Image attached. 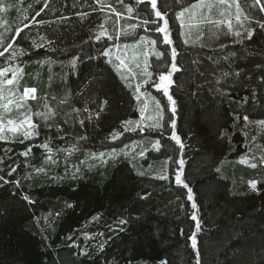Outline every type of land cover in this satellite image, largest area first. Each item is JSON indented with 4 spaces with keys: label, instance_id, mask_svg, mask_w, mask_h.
I'll use <instances>...</instances> for the list:
<instances>
[{
    "label": "trees",
    "instance_id": "obj_1",
    "mask_svg": "<svg viewBox=\"0 0 264 264\" xmlns=\"http://www.w3.org/2000/svg\"><path fill=\"white\" fill-rule=\"evenodd\" d=\"M198 1H157L177 49L171 93L193 209L174 182L181 151L169 139L162 92L150 88L164 107L163 131L125 130L140 107L111 60L117 41L109 33L121 14L135 23L122 39L152 37L150 4L0 0V90L36 126L29 139L0 138V264H197L193 212L199 264H264V0H236L247 23L237 40L221 26L186 41L177 14ZM211 1L210 24L225 20L227 6ZM155 40L163 56L148 69L157 79L172 58L162 36ZM25 89L35 96L22 99Z\"/></svg>",
    "mask_w": 264,
    "mask_h": 264
},
{
    "label": "rangeland",
    "instance_id": "obj_2",
    "mask_svg": "<svg viewBox=\"0 0 264 264\" xmlns=\"http://www.w3.org/2000/svg\"><path fill=\"white\" fill-rule=\"evenodd\" d=\"M210 2L213 1L200 0L194 3V4H199L200 7L193 9L191 8V6L193 5L192 4L186 7L187 9H189L188 12H184V9L186 8L180 11V12H184L183 17L178 20L181 26V32L183 31L182 36L184 35V39L186 41H190V40L196 41L197 39L200 40L204 38L208 33H211L210 34L211 37L215 36L216 33L215 31L217 29H220L221 26L227 27L228 29L227 34H229V38L231 40H237L243 33H245V31L247 30V23L243 19L241 12L238 9H236L237 7L236 6H235L236 8L234 7V5H237L236 0H220L218 1L219 3L216 2V4H218L221 8H223L222 5L227 6V8L225 7L226 9L225 8L224 9L225 12L228 14L224 15L225 17L223 18H225V20L221 21L218 19L219 21L213 22L211 24L208 21V19L213 20L214 17L212 14L210 15L209 13H207L211 9L208 10L207 8H205L206 5L208 4L211 5ZM157 10H158V6H157ZM162 15L165 16L163 13ZM227 15H230V18H227L226 17ZM158 23L161 27L163 26V20H159ZM134 24L135 23L132 19L126 16L124 17L121 14H117L115 27H112L109 34H111V36L114 35L117 41L115 46L112 48V51L110 52L111 60L115 64H117L121 70L124 71L126 76L129 77L135 89L137 88L138 85H141L138 102L140 109L142 107H145L146 105L145 112L143 113V116L140 113L137 119L132 120L130 123H128V126L130 128L137 129L141 126L146 127L149 123L153 122L152 120H144L145 116L155 117L157 115L155 102L153 98H155V100H158L161 104L159 97L155 95L153 91L150 90L152 84L151 83L146 84L145 86L146 89L147 88L149 89L144 90L145 84L143 82L148 79V77L144 74L145 52H148L149 49L152 50L151 52H149L148 55V63H149L150 58L155 56L154 52H161L160 49L157 47V43L155 39H158V35L162 36L163 39V34L157 33L155 31L156 28V24H155L154 25L155 28H153V31L150 32V33L153 32L154 34L153 35L148 34L149 36L154 37L153 39L152 37H148L147 35L141 36V37H146L147 40H154L155 45L149 44L147 43V41L142 42L141 39L137 40L136 42L129 43L127 40L122 38L132 35L135 29L133 27ZM209 27L210 29H207ZM237 33H239V35H237ZM104 34H107V31H105ZM172 38H173L172 32L170 30V39ZM118 56L120 57V59L124 61L123 65H121L120 60L117 59ZM154 78L153 80H156V78L155 79ZM13 96H14L13 93L6 94L2 90H0V126H2L3 129V131L0 132V138L6 140V139H13L19 135L25 137L23 134L25 130L30 132L32 137L36 133V126L34 124L33 118L30 115L26 116L24 113H22V105ZM34 96L35 93L30 92L29 96L27 97L23 96L22 99L33 98ZM161 107L164 113V107L162 105ZM13 112L19 114L20 116L18 115L19 117L17 116L16 118H20V119L9 118V115H11ZM26 119L31 121L32 124L31 128H29V126L25 124ZM9 120L14 121V125H9L8 124ZM141 121H143L142 125L140 123ZM263 125L264 123L261 124V126ZM13 126L17 128V131L15 133L9 131V129ZM116 134L117 132H115V135Z\"/></svg>",
    "mask_w": 264,
    "mask_h": 264
},
{
    "label": "snow or ice",
    "instance_id": "obj_3",
    "mask_svg": "<svg viewBox=\"0 0 264 264\" xmlns=\"http://www.w3.org/2000/svg\"><path fill=\"white\" fill-rule=\"evenodd\" d=\"M137 2H142V0H137ZM146 2L148 4H150L151 6V10L154 12L156 19L152 21L153 24H156V28L155 31L157 33H161L163 34V40L162 43L167 44L170 46V50H171V58H172V63L170 66V69L167 72H160V74L158 75V78L156 80H153V73L148 71L149 68V64H148V55L149 52H151L152 50L149 49L148 52H145V63H144V74L148 77L147 80H145L143 83L144 84H148L151 83L152 87H154V89L157 92H162L163 96L167 98L168 101V110L169 112L172 114V119L169 122V128H171V135L169 137V139L171 141H174L175 144L179 147L180 151H181V157L178 160L173 161V163L178 164V168L174 171V182L175 185L177 187H182L183 189H186V199L191 203V207L193 209L197 208V205L194 201V194L192 191V188L189 186V184L187 182H185V179L183 178V170L185 167V160L183 158V150H184V144L182 142L181 137L177 134L176 132V125H177V121L175 119L176 116V100L174 99V96L172 95L170 89L171 87L174 85V81L172 80V77L174 75V73H176L177 71H180V69L177 66L176 63V57H177V49L174 45V42L172 39H170V29H169V25H168V19L162 15L161 11L157 10V0H146ZM200 7L199 4H193L191 6V8L195 9ZM129 11H131V9H129ZM189 9H184V12H188ZM184 12H180L177 14V18L180 19L183 17ZM159 20H163V26L161 27L158 23ZM149 21L145 20L144 24H148ZM261 28H264V24L261 25ZM237 35H239V33H237ZM249 38H251L253 36L252 32L248 33ZM97 40L100 39L99 36H97L96 38ZM109 39H111V37H109ZM141 41H147V43L155 45V41L154 40H147L146 37H141L140 38ZM0 55H3V52H0ZM104 56H108L109 52L105 51L103 53ZM154 55L156 56L157 59H160L163 56V53L161 52H154ZM118 60H120V64L123 65L124 61L122 59H120V57H117ZM157 67L159 68L160 66L157 65ZM5 74L4 70H0V76H3ZM13 79H8L7 80V84L8 85H12L13 84ZM140 87L141 85H138L136 88V92H137V99H139V92H140ZM35 89H25L24 92V96L27 97L29 96L30 92H34ZM154 102H155V108H156V113L157 115L155 117H151V116H145L144 120H152V123H149L147 125L148 130L149 131H163L164 126L162 124V120H163V109L161 107V104L158 100H155V98H153ZM145 107H142L140 109V113L143 116V113L145 112ZM245 120H247V117L244 118ZM141 125L143 124V121L140 122ZM264 123V122H262ZM9 125H14V121L9 120L8 121ZM25 124H27L29 126V128L32 127L31 121L30 120H25ZM126 131H135V129H131V128H126ZM2 126H0V132H2ZM9 131H12L13 133H15L17 131V128L15 126L11 127L9 129ZM140 131L143 132L144 131V127L141 126L140 127ZM24 136L25 139H29L31 138V133L28 132L27 130L24 131ZM113 140L117 139V136H113L112 137ZM44 147H48L47 145H44ZM154 148L159 149L160 148V141L157 140L156 143L153 145ZM30 151V149L28 150ZM24 155H27V151L24 153ZM104 153L101 152L100 156H103ZM144 153H141V156H143ZM256 165L253 164L252 167H255ZM15 169H13L14 171ZM0 179H2V177H0ZM159 179H164L167 180L168 176L165 175H161L159 177ZM251 187L253 189H256V183H251ZM142 198H147L142 197ZM25 200H28V197L25 196L24 197ZM69 207H72V205H69ZM190 219L194 222V232L193 234L189 237V240L191 241V247L193 248L194 252H196V259H197V264H199V249H198V240H197V233H199L202 228H201V224L199 221L198 216L195 214V212H193V214L190 216ZM121 224L126 223V221L121 220L120 221Z\"/></svg>",
    "mask_w": 264,
    "mask_h": 264
}]
</instances>
